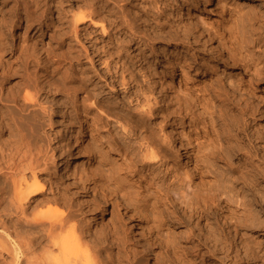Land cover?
Listing matches in <instances>:
<instances>
[{"label": "rangeland", "instance_id": "1", "mask_svg": "<svg viewBox=\"0 0 264 264\" xmlns=\"http://www.w3.org/2000/svg\"><path fill=\"white\" fill-rule=\"evenodd\" d=\"M14 1L16 0H0V40L10 38L12 45L25 41L34 50L33 55L39 65L35 71V74L37 72L35 78L38 80L36 89L44 88V92L39 91V93L43 94L41 99H43L46 111L41 112L37 109L32 113L35 115V120L26 118L28 122L21 134L25 136L23 142L28 144V146L25 145L28 153L30 152V155L39 161H37L38 164L40 163L35 172L37 180L45 184V197L54 199L55 202L44 203L36 207L32 204L26 213L28 222L22 225H18L20 223L17 222L16 217L4 220L5 225L8 226L5 227L8 229L0 228V234L6 232L13 240H17L15 237L17 232L22 233L21 236L26 234L29 236H26L27 238L37 236L39 229L45 230L47 226L39 229L36 226L33 227L32 219L35 215L42 213L40 215H49L47 216L49 218L45 220L58 216L67 220L64 229L55 230L57 231L54 234L55 241L64 239L67 242L69 239L71 243L72 237L76 234L75 237L79 240L78 250L81 249V253H77L79 251L76 253L81 254V258H86V264L88 262L92 264H178L172 253L184 264H263L245 260L246 255L244 256L242 250L236 247L233 237L226 231V226L235 221L221 214L223 211L226 212L224 208L221 207L220 211L209 210L208 219L202 220L184 203H181L183 200L181 196L173 193L169 196L165 194L170 187L176 188L180 194L185 191L186 200H188L193 193L203 189L204 184L191 174L190 164L188 168L186 167L185 156V153L188 156L197 146L199 148L202 146L204 152L217 147L222 154L229 155L230 164L224 161H219L217 164L218 171L222 172L227 179L235 178L236 175H233L232 171L235 172L248 166V170L243 171L257 182V192H260L258 195L264 196V83L255 78L249 81L252 71L244 68V63L239 60L240 58H243V61L248 59L250 62L264 60V33L256 31L255 26L252 29V26L246 25L243 30L246 42L240 46L237 33L240 22L233 8L247 6H244V1L215 0L210 6H207L206 0H115L114 4L111 2L101 4L103 10L108 8L107 13L115 12L116 2L124 6V20L132 26L135 35L131 43H122L124 55L131 57L136 54L137 61L134 70L136 73L140 71L139 75L137 73L138 77L140 75L147 77L144 80L149 83L146 94L150 99V105L172 112L168 120L161 121L162 115H160L157 120L152 121L151 118L148 122L151 127L155 125L153 130L157 131L163 139V150L159 156L167 154L170 166L161 162H157L158 164L150 170L136 166L123 176L125 179L119 178L116 173L117 166L113 158L119 157L120 161L126 160L124 152L117 153L118 151L112 150L107 157L100 154L98 150H95L97 132L92 133L88 123L83 120H70L72 119L70 114L74 110L71 104L66 109L61 106L67 102V99L58 92L60 86L57 82L61 70L59 61L63 50L73 46H77V49L82 51L87 49V52H91V49L82 39L81 43L69 39L65 47L58 50L56 41L50 40V32L57 14L49 9L45 12L40 25L29 28L26 27L28 25L24 16H31L30 2L32 0H17L20 2L18 7L14 6ZM78 1L61 0V6L70 12L77 13L76 2ZM41 4L39 13L46 8L44 2ZM17 10L22 13L23 17L19 21L16 19ZM261 14L259 15L262 18L264 12ZM215 19L218 22H213ZM13 21L16 23L15 30L10 27ZM217 24L222 25V30ZM104 25L106 26L105 33L99 26L92 31L91 39L96 47H112L114 46L113 39H128L129 33L125 28L117 31L111 30L107 22ZM162 45H166L168 49L160 50ZM215 46L219 52L216 51ZM241 47L243 50L238 51ZM47 54L50 56L53 74H50L48 65L41 61V58ZM166 58L170 61L167 62ZM5 59L3 46L0 44V67L4 66ZM86 64L87 59L81 55L77 64L79 69L76 67V70L88 69L89 66ZM64 69L69 76H72L73 68L70 69L69 64L66 63L62 70ZM92 73L94 83H100L98 86L103 87L102 99L114 102L119 112L123 110L125 113L129 110L125 105L128 101L125 98L129 87L117 84L110 87L109 79H107L109 73L102 65L96 64L92 68ZM231 74L243 78L242 80L248 85L246 86L247 92L228 90L226 77ZM78 95L81 98L80 92ZM122 101L125 104H122ZM178 107L183 110L174 114V110ZM65 111H68L69 118L65 117ZM100 114L109 122L108 126L101 127L108 140L112 141L111 139L116 136L118 142L125 146L128 156L132 160H137L141 143L146 137L141 125L131 120H122V118L119 120L118 116V118L115 117L116 115L107 116L102 112ZM82 117L85 118L83 113ZM58 121H61V124H58ZM220 124H224L226 129L219 130ZM123 126L126 131L121 129ZM110 135L113 137H109ZM0 139L7 141V133L5 134L4 131L0 133ZM216 140L222 141V145L216 144ZM179 141H181L180 144ZM94 152L95 155H92ZM68 156L70 162H73V172L81 175L78 187L73 186L72 181L62 175L63 163ZM128 160L126 162H129ZM25 174L28 182L31 183L30 173L26 171ZM105 178H108L112 186L115 182V185L119 183L117 189L123 195L132 213L140 206L143 210L141 212L146 214L147 220L149 219V226L152 229L150 235L153 238L152 248L155 251L151 254L153 261L148 260L149 252L144 245L148 243L147 238L134 239L130 230L132 220L128 215L123 214L115 198L107 190L106 185H103L107 181ZM50 181H52L51 189ZM234 182L239 193L251 205V209L257 212V218L264 220V207L259 204L256 196L249 192L245 183ZM161 205L167 207L166 214H163L166 228L158 227L160 224L158 215L160 211L163 212ZM55 212L59 215L56 216ZM136 219L134 225L139 227L144 218L138 214ZM14 225L16 227H13ZM19 227L23 231H16L20 230ZM157 227L160 228L158 229L160 237L154 233ZM211 228L215 232L223 233L222 239H220L221 236L216 235L214 238L209 232ZM68 232L71 238L67 236ZM237 235H245L244 237L247 238L241 243L242 248L247 244L248 239L250 241L259 239L258 242L262 241V237L264 239L263 231L254 232L243 229ZM223 238L227 241H225L227 253L224 254L233 258L232 260H238V263L221 262L224 254L218 253L220 247L215 240H224ZM70 245L72 247V244ZM76 247L74 251L77 250ZM32 250L40 261H46L48 260L46 258L59 253V250L47 241L35 245ZM70 253L67 258L69 262L63 258V261L68 262L66 264L85 263V260L80 257L71 258L75 252ZM84 254L87 256L85 257Z\"/></svg>", "mask_w": 264, "mask_h": 264}, {"label": "bare ground", "instance_id": "2", "mask_svg": "<svg viewBox=\"0 0 264 264\" xmlns=\"http://www.w3.org/2000/svg\"><path fill=\"white\" fill-rule=\"evenodd\" d=\"M114 1L115 0H79L78 2H76V7L78 12L75 13L72 11L70 12L65 8H63L61 6L62 5L61 0H32L30 2L31 16H24V18L26 20V24L28 25L26 27L33 28L34 26L36 27L37 25H40L42 23L43 18L45 17L44 16L45 12L51 9L52 12H55L57 14V17L54 20L53 29L50 28L52 30L50 32L51 33L50 40L56 41L57 49L58 50L63 49L66 45V41L69 39H73L76 43H78L79 41L81 43V39H82L91 49V52L89 51L87 52V49L82 51L81 49L78 50L77 46H73V47H67L65 50H63L61 59L59 61L61 70L57 78V82L59 84L58 86H60L58 87L59 88L58 92L67 99V102L63 104L61 103L62 105L61 104L60 105L62 106V108L66 109V107L71 104L74 110L73 113L70 114L72 118L70 120L71 121L83 120L86 123H88V126H90L89 129L90 131H92V133L97 132L98 138L96 140L94 139L96 144L95 150H98L100 154L102 153L107 157L110 154L109 152H111L112 150L116 152L118 151L117 153H119L120 151L124 152L123 154L126 156L127 159H129L128 160L129 162H126L127 159L126 160L122 159L120 161L119 157L115 159V157L111 156L114 158L115 164L117 166L116 173L118 174L119 178H122L126 173L130 172L131 169H134L136 166H140L146 169L148 168V170L152 169L155 164H158L157 162H161L162 164L170 166V160L167 157V154H162L159 156L161 150H163L162 147L163 139L160 138V135L157 134V131L153 130L155 125H152L153 127H151L148 122L151 120V118L153 119L152 121L157 120L158 118H160L159 117L160 115H162L161 121L168 120L171 117L172 112L165 111V108H157L155 106L152 107L150 105L149 103L150 99L146 94L149 89L148 86L149 83L144 80L147 79V77L144 75L143 76L140 75L141 77L140 76L138 77L140 71L137 72L138 73L137 75V73L134 70V65L135 62L137 61L136 54L129 57L128 55H124L123 52L122 43L123 42L131 43L132 39L135 37L134 32L132 30V26L126 23V20H124L125 19L123 12L124 6L116 2V7L114 9L115 12L107 13V11H109L108 8L103 10V6L101 5L103 2L106 3L111 2L114 4ZM213 1L215 0H206L207 6H210V4ZM241 1H244V6L245 5L247 6L245 7L235 6L233 8V12L235 13L237 19L240 22V25L237 28L238 40L240 41L241 44L240 46H242L243 43L246 42V39L244 38L245 32L243 31L246 25L249 24L250 26H252V29H254L253 27L255 26L257 29L256 31H260L264 33V16L262 18L260 16L262 15L261 12H264V0H241ZM14 2H15L14 3L15 7L20 6L19 1L16 0ZM43 2L46 4V8L39 13V11H41L40 10L42 5L41 3ZM82 8L84 11L82 10ZM17 11L18 13L16 14V19L17 21H19L23 17H22V13L19 12V10ZM180 14H182V11H180ZM257 17H259L260 19ZM4 18L5 17L3 15V19ZM105 22H107L111 30L115 29L119 31L125 28L129 33V37H127L128 39L118 38L120 41L118 39L116 40L113 39L114 46L112 47L110 46L96 47V44L92 42L93 39H91V34L93 33L92 31L93 29H95V27L99 26L102 32L105 33L106 32L105 31L106 26L104 25ZM213 22H218V20L215 19ZM217 26L220 27L219 28L220 30H222L223 27L221 24L220 25L217 24ZM10 27L13 30H15L16 23H14V21L11 22ZM252 42H254L253 39ZM10 43H11L10 38H4L0 40V44L3 46L4 58L6 57V59L4 60L5 63L4 66L0 67V133L4 131V133L5 134L7 133L8 135L7 141L4 140L2 141L0 139V228L1 229H5L6 228L5 226H7V224L5 225L4 220L8 218L10 219L11 217H16L17 222L20 223L18 225H22L28 222L26 219L27 218L26 213L31 208L30 206L32 204H34V206L36 207L44 203H50L54 201V199L52 200L45 197L44 194L46 191V188L44 186L45 184L40 183L37 180V173L35 172V170L38 169V167L40 166L39 165L40 163L38 164L39 161L35 160L36 158L32 157L30 155V152L28 153V149H26L25 146V145L28 146V144L23 142L25 136L22 135L23 133L21 134V132H23L25 129L23 127L28 122L26 121L28 120L26 118H31V120H35L36 119L35 115L34 114H33L34 116L32 115V113L36 112L35 110L39 109L41 110V112L46 111V108L43 106V102H42L43 99H41L43 94L41 95L39 93V91L44 92V88L42 89L41 87L38 88L39 90L36 89L38 87L37 86L38 80L35 78V75L37 74V72L35 74V71L37 70V67L39 65L37 63V59L34 58L33 55L34 50L32 49V46H28V44H26L27 42L22 41L21 44H13V45ZM165 49H168L166 45H162L160 48V50H165ZM242 50L243 47L238 49V51H242ZM216 51L219 52V50L217 49ZM81 55H83L84 58L87 59L86 65H88L89 68L83 70H76V67L78 68L79 66L77 64L79 61V57ZM242 59L240 58L239 60L242 63H244L243 67L247 68L249 71H252L249 81H252L255 78L264 83V60L259 59L258 62H253V61L250 62L248 59L246 61H243ZM41 61L45 63V65H48L47 68L50 74H53V70L50 64L51 62L50 56L48 54L43 56L41 58ZM166 61L169 62L170 61L169 58H166ZM66 63L69 64L70 69L73 68L72 76H69L66 69L62 70ZM96 64L104 66L105 70L109 73L107 79H109L110 87H113V85L115 84L121 85L123 87L125 86L129 87V90L127 92V97L125 98L128 99V101L126 104L124 101H122V104L128 106L129 109L125 113L122 109H121L122 112H119L114 102L102 99V95L104 91L103 87L102 85L98 86L100 83L98 84L94 83V79H93L92 68L95 67ZM242 79L243 78H240L239 76L234 74L228 75L226 77V84L228 90L232 92H240V91L247 92L246 86L248 85ZM8 84L10 86H8ZM78 92L81 93V98H79L80 95H78ZM134 102H135V106H133ZM182 110L183 108L178 107L177 109L174 110V114L179 113ZM100 112L105 113L107 116L116 115L115 117L116 118L119 117V120L120 118H122V120L123 119L131 120L132 122L141 125L146 137L144 138L145 141L142 139L144 142L141 143L139 149V158L137 160H132L131 157L128 156V154L126 153L127 150L125 151V146H122L118 142V140L115 138L116 136L113 137V135H110L109 137L111 136L113 137L111 139L112 141L108 140L107 135H105V133L102 132L101 127L103 125L108 126L109 122L102 116V114H100ZM67 113L68 111L67 112L65 111L66 114L65 117L69 116ZM82 113L85 115V118L82 117ZM60 122L58 124H61ZM157 123L159 124V121ZM121 129L123 131H126L124 126L121 127ZM224 129H226L224 124H220L219 130H224ZM176 139L178 140V138H174V140ZM216 142H217L216 144H218L219 146L222 145V141L216 140ZM180 143L181 141H179V144ZM197 147L193 151H191L190 155L187 156V153H185L187 159L186 167L188 168L190 164L191 174L198 181H201L204 184L203 189L200 192L193 193L188 200H186L187 198L186 192L183 191L182 194H180L179 190L178 189L176 190V188L170 187L168 189V192H165V194L169 196L171 193H173L174 195L181 196V198L183 199L181 203H184L188 209L196 213V215H198V217H200L202 220L208 219L207 214L209 210L217 209L220 211L221 207L224 208L226 212L223 211L221 214H223L225 218L227 219L229 218L232 220L234 219L235 221L234 223H231V225L226 226V231L227 233H230L231 236L233 237V240L236 243V247L242 250L244 256L246 255L245 260L247 262L256 261L257 263L264 264L263 237H262V241L260 242H258L259 239L255 241H250L248 239V241L246 242L247 244L242 248V246L240 247V245H242L241 243L243 242V240H246L247 238L244 237L245 235L241 236L243 233L241 235H237V233L243 229L254 232L255 231L264 232V220H259L257 218L258 215L257 212L251 209V205L248 203L246 199H244L243 195L239 193V190H237V187L234 182V181H241L245 183L248 186L249 192L252 195L256 196V198L259 201V204L264 207V196L262 194L261 196L258 195L260 192H257L258 191L257 182L253 178H251L247 174V172L243 171L244 169L245 171H247L248 166H244L243 169L237 170L235 172L232 171L231 169L233 175L236 176L235 178L232 177L233 180L231 179V177L230 179L229 178L227 179L225 178L222 172L220 173L218 171L219 168L217 167L218 166L217 164L219 161H224V163L230 164L229 161H231V159H229V155L222 154V152H220L219 148H217L216 146H215L216 149L210 148V150L207 152H204L205 150H203L204 148H202V146L200 148ZM207 148L205 149L207 150ZM65 149H67L66 146ZM89 151L91 150L89 149ZM92 155H95V152ZM72 165L73 162H70V158L68 156V158L63 163L62 175L66 179L72 181L73 186L78 187L79 182H81L80 179L81 175L78 173L75 174L73 172ZM26 171L30 173V176L32 178L31 183H29L27 178L25 177ZM107 179L105 178V180ZM104 183L105 184L103 185H106L107 190H109L112 196L115 198L119 208H121V210L123 211V214L128 215V217H130V219L132 220L130 222V230L133 233L134 239L137 240L143 237L147 238L146 240L148 241V243L144 245L149 252L148 260L153 261L151 254L154 253L155 251L152 248L153 238L150 235L152 229L150 228L151 226H149L150 222L149 219L147 220L146 214H143L141 212L143 210L141 209L140 206L137 207L136 209L137 212L135 210V212L132 213L131 208L123 199V195L117 189L118 187L117 185L119 183L115 185L116 183L115 182L113 186L110 182H108V180ZM49 184L51 189L52 181H50ZM3 203H5V205H3ZM161 206H162L161 210L163 212L160 211V214L158 215L159 217L158 220L160 221L158 227L164 228L166 225V221H165V215L163 214H166L167 207H164L163 205ZM40 214L42 213H39L38 215H35L33 217L32 219L33 224L31 225H33V227L35 226L38 227V229L43 226H47V228L45 230H41L42 228L39 229L38 232L39 234L38 233L36 234L37 236H33L31 238H27L29 236H27L26 234L25 235L23 234V236H21L20 234L22 233L19 232L16 233V231L22 230L20 227H19L20 230L18 229L15 231L16 233L15 237L17 238V240L15 239L13 240V238H11V236H9L6 232H4L5 234L4 233L0 234V264H40V263L42 264L45 263L46 261L47 262L50 261V263L48 262L47 264H66L69 262V259L67 258L70 252L71 253L75 252L74 253L75 255L74 254L72 256L70 255L71 258H73V256H75L74 257L75 259L80 257L81 254L79 255L77 253H81L80 251L81 249L78 250L79 240L77 239V237H75L76 235L75 233H73L75 235L74 237H72L73 239L71 243L68 239V237L70 236V232H68L69 233V235H67L68 237L65 236V238L68 239L65 240H67V242L69 241L68 243L65 242L64 239L55 241L54 234H56L57 232V231L55 232V230L64 229L67 224L66 222L67 220L65 221L64 219L60 218V216H58L59 218L56 217L53 219H46L47 222H45L46 221L45 218H49L47 217L49 215L43 216ZM54 214L56 216L59 215L56 214V212ZM138 214L142 215V217L144 218V221L140 224L139 227H137V225H134V221L137 220L136 216ZM32 220L30 221L31 223ZM225 225L226 224H224V226ZM13 227H16V225H14ZM158 227L156 228L157 230H154V233H156L157 236L160 237V233L158 232V229L160 228ZM7 231L9 232L10 230ZM63 231L65 232V230ZM13 232L14 231H12V233ZM209 232L213 237L215 235L217 237L221 236L220 239H222L223 237V233L215 232L213 231L212 228L211 231L209 230ZM59 238L60 236L58 237V239ZM69 238H71V236ZM75 239H77L78 242ZM220 239L215 240L218 243L217 245H219L220 247L218 253L221 254L227 253V244H226L227 241L224 238H223L224 240H220ZM42 241H47L51 243L53 247L57 248L59 250L58 255L53 256L51 258L50 257L46 258L48 259L46 261H40L39 257H36V255L33 253L34 250H32V248L35 245L42 243ZM238 241H240L239 244ZM73 242H75V244H73ZM69 243L72 244V247H70L71 245ZM73 245L78 247V248L76 247L77 249L76 251H74L75 246L73 247ZM247 251H249V253H247ZM172 255L174 257V260L177 261L178 264H184L180 260V258L175 256V254L172 253ZM63 258H65V261L68 262L63 261L64 260ZM85 259L86 258H84L83 260ZM232 259L233 258H229L227 254H224V257L223 259H221L222 260L221 262L222 263L239 262L238 260H232ZM84 264H86V260ZM87 264H92V263L88 262Z\"/></svg>", "mask_w": 264, "mask_h": 264}]
</instances>
